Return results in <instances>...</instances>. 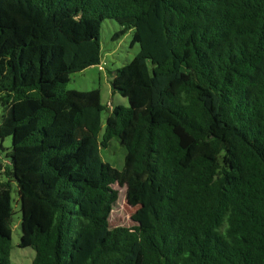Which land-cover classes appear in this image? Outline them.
<instances>
[{
    "label": "trees",
    "instance_id": "1",
    "mask_svg": "<svg viewBox=\"0 0 264 264\" xmlns=\"http://www.w3.org/2000/svg\"><path fill=\"white\" fill-rule=\"evenodd\" d=\"M106 20L140 46L111 83L128 107L67 89L101 63ZM0 95L32 264H264V0H0ZM116 184L149 225L110 228Z\"/></svg>",
    "mask_w": 264,
    "mask_h": 264
},
{
    "label": "rangeland",
    "instance_id": "2",
    "mask_svg": "<svg viewBox=\"0 0 264 264\" xmlns=\"http://www.w3.org/2000/svg\"><path fill=\"white\" fill-rule=\"evenodd\" d=\"M120 30L121 26L115 20H106L103 23L100 34L102 52L100 65L103 67V70H100L99 65H96L82 72L72 74L71 81L67 87L68 90L80 92L99 90L101 92L102 103L109 108L116 106L128 107L130 105L127 98L113 91L111 83L116 70L130 63L140 52V46L139 44H132L133 30L127 32L119 39H115V34L120 32ZM2 115L3 107L0 104V122ZM109 116V111H105L102 115L100 139L105 131ZM12 145V137H8L2 142L0 139V183L11 181L12 205L15 212L12 225L11 262L12 264H32L36 252L30 247L21 248L19 246L22 237L20 196L16 182L6 174V171L11 169V165L4 163V161L9 160L8 153L11 151ZM101 155L102 159L115 169L119 171L124 169L126 148L119 138L112 139L107 148H102ZM112 187L114 190L118 191V201L110 215V228H132L135 226L149 225L148 217L142 210V206L133 207L129 204L127 188L121 187L118 184Z\"/></svg>",
    "mask_w": 264,
    "mask_h": 264
},
{
    "label": "built area",
    "instance_id": "3",
    "mask_svg": "<svg viewBox=\"0 0 264 264\" xmlns=\"http://www.w3.org/2000/svg\"><path fill=\"white\" fill-rule=\"evenodd\" d=\"M99 69L103 70V67L100 64H99ZM110 109H112V107ZM4 163L7 164V165H11V161L10 160H6V161H4Z\"/></svg>",
    "mask_w": 264,
    "mask_h": 264
}]
</instances>
